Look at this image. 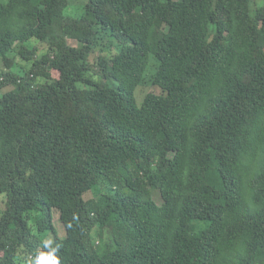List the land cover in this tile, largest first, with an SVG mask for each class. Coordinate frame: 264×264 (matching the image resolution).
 Returning <instances> with one entry per match:
<instances>
[{
    "label": "trees",
    "instance_id": "16d2710c",
    "mask_svg": "<svg viewBox=\"0 0 264 264\" xmlns=\"http://www.w3.org/2000/svg\"><path fill=\"white\" fill-rule=\"evenodd\" d=\"M72 6L0 1V264H264V0Z\"/></svg>",
    "mask_w": 264,
    "mask_h": 264
},
{
    "label": "rangeland",
    "instance_id": "374dc122",
    "mask_svg": "<svg viewBox=\"0 0 264 264\" xmlns=\"http://www.w3.org/2000/svg\"><path fill=\"white\" fill-rule=\"evenodd\" d=\"M0 1L4 2L5 0H0ZM71 2L73 4V6L70 8L69 14L71 16H78L82 13V9H83L82 6L84 4H86V2H88V0H71ZM71 44H72V42H71ZM73 44H75V43L73 42ZM155 69H156L155 64L153 62L151 65V68H150L149 76H151L155 72ZM108 85H112V83L109 82ZM147 91L160 93V91L156 88H149L148 90H144L142 87L138 88L137 93H136L138 105H141L143 103L144 97H145V94ZM157 200L159 201V199H157ZM57 216H58V214H56V217ZM56 226H57V229L59 230L60 236L63 237L65 235V229H64L63 225L59 222L58 218L56 219ZM200 226H203V224H201Z\"/></svg>",
    "mask_w": 264,
    "mask_h": 264
},
{
    "label": "clouds",
    "instance_id": "9594fccd",
    "mask_svg": "<svg viewBox=\"0 0 264 264\" xmlns=\"http://www.w3.org/2000/svg\"><path fill=\"white\" fill-rule=\"evenodd\" d=\"M55 251V250H53ZM52 254L49 253V256H51ZM41 264H60V261H59V258H55V259H52L51 261H49L48 257H42L41 258Z\"/></svg>",
    "mask_w": 264,
    "mask_h": 264
}]
</instances>
